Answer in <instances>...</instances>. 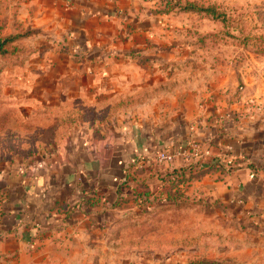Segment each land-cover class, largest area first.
Returning a JSON list of instances; mask_svg holds the SVG:
<instances>
[{"label": "rangeland", "instance_id": "1", "mask_svg": "<svg viewBox=\"0 0 264 264\" xmlns=\"http://www.w3.org/2000/svg\"><path fill=\"white\" fill-rule=\"evenodd\" d=\"M12 2L0 0V39H11L0 54V166L68 158L80 144L112 131L131 134L140 122L156 147L117 182L107 180L105 191L90 178L84 196L68 203L67 219L77 209L85 220L65 244L55 240L63 246L58 260L65 254L66 264H264V234L213 196L212 171L220 177L231 165L182 174L196 163L193 151L170 163L159 159L174 151L160 145L169 113L178 111L167 105L203 88L237 126L264 115V0H140L139 37L121 43L123 53L103 66L110 73L99 62L88 65L67 28L24 20ZM170 119L172 130L177 114Z\"/></svg>", "mask_w": 264, "mask_h": 264}, {"label": "crops", "instance_id": "2", "mask_svg": "<svg viewBox=\"0 0 264 264\" xmlns=\"http://www.w3.org/2000/svg\"><path fill=\"white\" fill-rule=\"evenodd\" d=\"M139 1L11 0L24 20L32 19L56 30L67 28L69 43L81 45L88 65L94 67L99 62L103 73L114 71L103 66L123 53L121 43L133 44L139 37L137 15L143 8ZM128 25L135 32L130 30L125 35L122 29ZM199 92L167 105L178 111L169 113L170 124L164 126L169 132L160 145L183 150L188 137H193L206 156L231 161V170H223L220 177L218 170L212 171L216 173L211 185L213 196L264 234V115L237 126L214 92L207 93L204 88ZM176 114L178 123L171 130L170 116ZM142 124L136 125L131 134L112 131L99 141L80 144L68 158L59 155L47 164L29 168L1 165L0 264H66L65 254L61 262L58 260V248L63 246H57L55 240L64 242L74 225L83 224L85 218L75 209L67 219L65 207L84 196L83 187H91L90 178L94 186L99 184V191H105L107 180L117 182L126 169L156 149L154 137ZM177 141L183 142L179 149L173 146ZM69 220L73 222L69 224Z\"/></svg>", "mask_w": 264, "mask_h": 264}, {"label": "trees", "instance_id": "3", "mask_svg": "<svg viewBox=\"0 0 264 264\" xmlns=\"http://www.w3.org/2000/svg\"><path fill=\"white\" fill-rule=\"evenodd\" d=\"M188 11H195V8H193L192 10H188ZM11 39H3L1 41L0 39V54L4 55L7 54L6 49H4L5 44L8 43V41H10ZM222 164L221 159L220 158H212V159H207L204 162H196L195 164H191L187 167L181 168L180 172H182V174H185L187 171H191L192 169L200 172V173H207L208 171H212L213 169H218L219 164ZM224 164V162H223ZM173 174V172H172Z\"/></svg>", "mask_w": 264, "mask_h": 264}, {"label": "built area", "instance_id": "4", "mask_svg": "<svg viewBox=\"0 0 264 264\" xmlns=\"http://www.w3.org/2000/svg\"><path fill=\"white\" fill-rule=\"evenodd\" d=\"M194 150H197V152L194 153ZM191 151H193V155L197 159L195 162H204L206 160V154L198 143L196 145L190 144L183 150L165 152L159 156V159L163 162L170 163L175 161L180 156H186L187 154L189 155ZM225 162L226 164L231 165V161L226 160Z\"/></svg>", "mask_w": 264, "mask_h": 264}]
</instances>
